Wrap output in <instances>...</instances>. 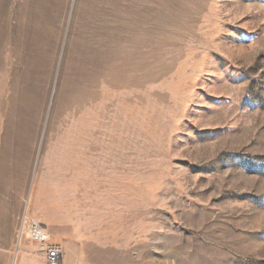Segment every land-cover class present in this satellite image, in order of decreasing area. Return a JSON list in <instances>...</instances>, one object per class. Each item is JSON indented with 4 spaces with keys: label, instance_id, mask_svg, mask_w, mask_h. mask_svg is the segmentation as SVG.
I'll return each instance as SVG.
<instances>
[{
    "label": "rangeland",
    "instance_id": "obj_1",
    "mask_svg": "<svg viewBox=\"0 0 264 264\" xmlns=\"http://www.w3.org/2000/svg\"><path fill=\"white\" fill-rule=\"evenodd\" d=\"M46 245L264 264V0H0V264Z\"/></svg>",
    "mask_w": 264,
    "mask_h": 264
},
{
    "label": "built area",
    "instance_id": "obj_2",
    "mask_svg": "<svg viewBox=\"0 0 264 264\" xmlns=\"http://www.w3.org/2000/svg\"><path fill=\"white\" fill-rule=\"evenodd\" d=\"M29 231L35 239L45 240L47 238L45 231L38 224L31 225ZM43 255L47 264H58L61 258V247L57 245H46L43 250Z\"/></svg>",
    "mask_w": 264,
    "mask_h": 264
},
{
    "label": "bare ground",
    "instance_id": "obj_3",
    "mask_svg": "<svg viewBox=\"0 0 264 264\" xmlns=\"http://www.w3.org/2000/svg\"><path fill=\"white\" fill-rule=\"evenodd\" d=\"M37 225V224H36Z\"/></svg>",
    "mask_w": 264,
    "mask_h": 264
}]
</instances>
